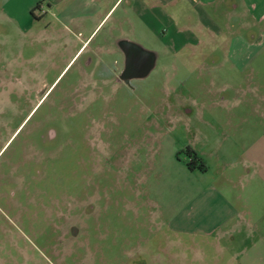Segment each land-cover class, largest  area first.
<instances>
[{
    "label": "rangeland",
    "instance_id": "obj_1",
    "mask_svg": "<svg viewBox=\"0 0 264 264\" xmlns=\"http://www.w3.org/2000/svg\"><path fill=\"white\" fill-rule=\"evenodd\" d=\"M28 3L0 0V79L9 81L0 107V186L13 191L0 193V264H124L133 250L141 252L137 264H237L242 243L228 245L220 228L180 232L174 222L197 212L212 188L223 193L241 115L229 113L234 104L221 90L256 84L263 66L258 62L244 82L239 67L214 61L221 50L201 60L208 50L197 48L184 59L189 51L173 53L159 33L137 27L126 37L137 48L122 51L106 23L94 42L111 48L94 49L97 62L85 74L82 57L63 68L62 47L41 46L36 28L58 23L45 2L34 11L38 18ZM258 26L264 45V20ZM27 68L48 69L46 86L63 68L30 112L28 91L20 92L28 84L19 81ZM79 93L81 113L75 103L63 111L66 95ZM249 119L255 122L252 113ZM186 146L206 173L186 169Z\"/></svg>",
    "mask_w": 264,
    "mask_h": 264
},
{
    "label": "crops",
    "instance_id": "obj_2",
    "mask_svg": "<svg viewBox=\"0 0 264 264\" xmlns=\"http://www.w3.org/2000/svg\"><path fill=\"white\" fill-rule=\"evenodd\" d=\"M27 1L28 9L35 2L48 4L47 14L52 16L54 13L58 26L47 22L45 27H61L80 33L82 41L88 45L94 43L93 49L111 48L94 42L98 30L110 23L107 35L112 40H126L127 34L134 35L137 27L140 31L159 33L164 47L173 53L189 51L183 54L184 59H193L197 48L208 50V55L201 54V60L213 59L214 50H221L214 61L221 57L229 66L239 67V72L245 75L244 82L249 81L251 68L258 62L263 66L256 84H240L238 90L230 87L221 90L225 101L234 104L229 113L241 115L240 123L235 126L241 136L231 143L230 157L225 160L228 171L222 173L223 193L219 188H212L197 212L189 218L176 216L174 225L180 227V232L189 225L195 232L220 228L222 233L217 236L226 238L228 245L235 241L242 243L235 254L237 264H264V60L259 57L264 45L255 34L264 20V0ZM123 2L120 13L112 17ZM234 21L235 25H232ZM124 24L128 25V30L122 28ZM242 32L246 36H242ZM77 40L72 36L65 39L71 47ZM73 52L69 57H73ZM251 113L255 122L249 119ZM186 169L191 173H206V169ZM220 200L222 206H218ZM246 225L252 234L245 231Z\"/></svg>",
    "mask_w": 264,
    "mask_h": 264
},
{
    "label": "flooded vegetation",
    "instance_id": "obj_3",
    "mask_svg": "<svg viewBox=\"0 0 264 264\" xmlns=\"http://www.w3.org/2000/svg\"><path fill=\"white\" fill-rule=\"evenodd\" d=\"M40 3H42V2H35L30 7V9L28 10L29 13L34 18H38V16H39V14H34V11L39 10V12H40V10H41L40 9V7H41ZM46 5L48 6L47 3H46ZM44 13H46V11ZM21 29H23L25 31L27 28L22 27ZM36 33H37V36H36L37 41L40 44L42 43L41 46L44 45L46 50L53 51V50L57 49V46H55V45L62 47L63 52L62 51L60 52L61 53L60 57H62L61 60L64 63L66 62V60H68V58H69V60H68V63H69L72 59H74V61H75V60L82 57L83 69H81V70L85 74H86V70H85L86 67L89 65H93V61L97 62V60L95 59L94 49L92 48V46H90V44L88 45L87 42L81 40L80 33H73L71 31H67L65 29H62L61 27L51 28V27H45V26L37 27ZM69 36H72L76 40L78 39L77 42L73 45V47H71L70 43L65 41V39L68 38ZM72 51H74L72 53L73 57H69ZM68 63L67 64L65 63L63 68L66 65H68ZM79 67L81 68V65H79ZM63 68L58 72L57 76L61 73ZM22 72L23 73L27 72L28 74L26 77L23 76V78H24L23 80H22V78L19 77L21 79L19 81H20V83L21 82L27 83L28 86H27V89H24L20 86V88L22 89V91H20V92L23 93V91H25V92L28 91L26 95L29 97V98H27V100L29 101L28 107H29V112H30L33 110V108L40 101L42 103L45 100V98L48 96V91H49L53 81L55 80V78L57 76L54 78V80H52V82L48 86H46V83H45L46 80L43 79L42 77H44L48 74V69L43 70L41 74H40V72L34 71L32 68H27L26 70H23ZM28 77H29V79H28ZM25 80H29V81H25ZM8 82L9 81L5 82L3 78L0 79V107H1V105H3L4 100H5V96H4L5 92L3 91V89L5 88V84H7ZM31 83H32V88L29 89L30 88L29 85H31ZM9 84H11V83H9ZM33 86H34V88H33ZM15 90H16V87H15ZM80 95H81V93L76 94L72 97H67L70 95H66V97H65V95H64L65 101L63 100V102H64L63 103V111H66L67 113H69V111H71V107L73 108L72 103H75V104H79V105H76V107L78 106V112L81 113V110H83L84 105L81 107L80 103H81L82 98L80 97ZM75 97H76V99H75ZM2 99H4V100L2 101ZM58 99H59V97H54L53 100L51 99V101L49 102V106L53 107V104L55 102H58ZM77 100H78V102H77ZM10 136L8 137V139L10 138ZM51 136L52 135L49 133V137H51ZM49 137H46V138H49ZM83 140L85 142H87L86 137H83ZM25 141L27 142V144H31L32 146L34 145L33 142L30 140V138H27V139L25 138L23 143H25ZM1 187H3V186H0V193L1 192L6 193V195L8 197L12 196L13 191H11V188L9 189L10 190L9 191L10 194H9L7 189L4 188L3 190H1ZM2 198L6 199V197H2ZM161 251L164 253V260H166L167 259L166 258L167 252L165 250L163 251L162 249H161ZM140 253L141 252H139V251H134V250L131 251L124 264H137L135 262V259H136L137 255Z\"/></svg>",
    "mask_w": 264,
    "mask_h": 264
},
{
    "label": "trees",
    "instance_id": "obj_4",
    "mask_svg": "<svg viewBox=\"0 0 264 264\" xmlns=\"http://www.w3.org/2000/svg\"><path fill=\"white\" fill-rule=\"evenodd\" d=\"M264 135V133H263ZM184 152L187 154V156L189 157L187 160H185V166L188 169H197L199 171H204L205 170V166L202 163V161L198 158V156L195 154V152L189 147L186 146L184 148Z\"/></svg>",
    "mask_w": 264,
    "mask_h": 264
},
{
    "label": "water",
    "instance_id": "obj_5",
    "mask_svg": "<svg viewBox=\"0 0 264 264\" xmlns=\"http://www.w3.org/2000/svg\"><path fill=\"white\" fill-rule=\"evenodd\" d=\"M134 43L130 42V41H127L125 39H119L117 41V45L119 46V48L122 50V51H126L127 49H131V48H137L135 45H133Z\"/></svg>",
    "mask_w": 264,
    "mask_h": 264
}]
</instances>
